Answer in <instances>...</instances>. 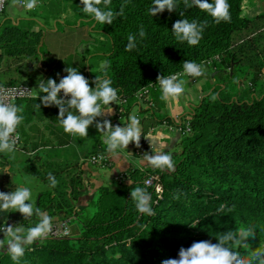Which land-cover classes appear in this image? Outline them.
I'll use <instances>...</instances> for the list:
<instances>
[{"label":"trees","instance_id":"obj_1","mask_svg":"<svg viewBox=\"0 0 264 264\" xmlns=\"http://www.w3.org/2000/svg\"><path fill=\"white\" fill-rule=\"evenodd\" d=\"M41 1L42 11L51 16L59 13L56 9H69L91 27V35L96 36L93 47L104 61L95 75L111 79L119 90V100H123L117 102L122 108L117 117L138 106L143 113L138 151L145 148L143 137L150 129L162 120L170 121L156 111L164 105L157 75L182 71L185 60L204 65L218 56V62L225 65L240 61V73L247 74L253 89L264 68V12L246 17V0H228L231 22L219 24L197 7L185 9L182 0L177 11L165 10L153 17L149 13L153 0H112L113 10L126 6L124 15L111 25L100 24L84 13L80 0ZM185 18L207 22L196 46L178 42L171 31L175 21ZM141 25L146 32L143 39L138 36ZM129 34L137 35V46L130 51L126 50ZM40 39V30H26L6 20L0 26V58L19 61L32 56ZM13 83L20 82L3 84ZM144 90L141 97L146 96L144 101L151 103L147 107L140 106L137 96ZM187 119L189 130L182 133L180 149L172 154L175 171L162 172L151 165L130 169L117 176L115 187L99 186L96 197L88 198L86 204L79 194L83 181L77 173L66 178L61 169L43 171L25 164L26 172L48 186V173L58 181L55 188L49 186L39 193L36 206L51 217L69 214L80 227L75 237H47L31 245L20 264H162L165 259L178 258L181 247L201 240L216 243V235L242 225L255 226L256 237L249 238L253 248L264 246V90L247 101L205 95ZM98 154L102 153L95 150L88 159ZM8 166L6 156L0 153V191L6 193L14 191ZM151 175L158 176L159 193L144 182ZM137 186L146 187L151 194L155 217L137 212L130 199V191ZM174 195L179 198L174 199ZM67 198L80 203L78 210ZM220 205L234 206L235 210L218 213ZM17 214L0 211V226L9 224ZM20 220L25 227L34 224L30 219ZM241 252L247 254L244 249ZM0 264H14L6 249H0Z\"/></svg>","mask_w":264,"mask_h":264},{"label":"clouds","instance_id":"obj_2","mask_svg":"<svg viewBox=\"0 0 264 264\" xmlns=\"http://www.w3.org/2000/svg\"><path fill=\"white\" fill-rule=\"evenodd\" d=\"M22 6L32 11L38 6V0H19ZM180 0H153L149 13L156 16L167 10L169 13L177 11ZM185 9L197 7L209 15L217 24L231 22L230 4L228 0H182ZM4 0H0V5ZM83 12L90 15L100 24L111 25L117 17L124 15L126 4H121L119 10H113L112 0H80ZM180 16L184 12L179 13ZM206 21L179 19L172 25V33L178 42H186L189 46H196L202 39ZM138 36L143 39L146 32L143 25L140 26ZM126 50H132L137 46V35L129 34ZM107 63H105V68ZM65 76L59 79H41L37 87L40 96V104L35 107L55 106L58 108L57 119L65 133L74 137L85 138L88 129L95 124L98 132L104 134L106 151L112 156L119 155L121 150H126L131 143L140 147L142 130L139 118L133 114L124 126L112 125L111 120L98 117H108L113 114L112 104H117L119 90L112 86L111 79L101 76L95 77L94 87L90 86L89 80L81 74L77 68L66 67L63 69ZM183 74L197 78L206 75L202 64L195 61L185 60ZM59 75V74H57ZM157 83L161 91L162 101H177L185 94V81L181 74L168 76L157 75ZM27 92L28 89H25ZM62 93V95H61ZM5 90L0 86V153L13 154L19 140L18 128L24 122V107L10 101V97L18 95ZM215 99V97H213ZM158 142L164 137L160 134L155 138ZM158 147L156 151L147 153L145 160L160 171H175V162L172 154ZM130 155V154H129ZM103 158V157H102ZM49 186L55 188L58 184L56 177L48 173ZM30 183V182H29ZM178 199L179 195H174ZM130 199L134 202L137 212L141 216L155 217L156 212L152 207V196L146 187L137 186L130 191ZM19 212L24 219L37 217L32 226L25 227L22 224H5L0 226V249H6L14 264H20L26 250L37 242L45 240L52 232L53 217L42 212L33 200L32 190L23 184L18 185L14 191H0V211ZM234 206L220 205L218 213H231ZM255 226H239L234 230H228L215 236L216 243L211 240L196 241L188 248L181 247L178 258H168L162 264H264V246L253 248L249 238L255 239ZM241 249L246 250V255Z\"/></svg>","mask_w":264,"mask_h":264},{"label":"crops","instance_id":"obj_3","mask_svg":"<svg viewBox=\"0 0 264 264\" xmlns=\"http://www.w3.org/2000/svg\"><path fill=\"white\" fill-rule=\"evenodd\" d=\"M246 2L247 7L243 12L246 17H254L264 12V0H246ZM6 20L19 24L26 30L41 31L38 51L34 55L22 57L19 61H12V58L7 56L0 58V84L20 82L28 83L32 87V97L17 104L24 107L23 115L25 119L18 128L21 143L16 147L15 153L3 154L9 162L8 168L14 190L21 184L28 187L35 185L39 190L36 198L41 191L50 187L38 176L26 172L23 168L25 164L38 166L43 171H51L52 169L59 171L61 169L62 175L66 178L77 173L83 181V188L79 194L83 203H85L88 198L95 194L99 186L108 185L105 183L106 180L110 179L115 183L118 175L128 173L130 169L150 166L145 160L147 153H154L158 147L165 146V150L170 154L176 153L177 151H172L175 148L180 149L182 133L178 125L179 121L183 120L182 116L184 114L182 113H187L189 116L193 108L199 105L205 95L214 92L217 97H221L223 93L231 92L229 94H236L233 95L236 100L247 101L258 95L260 90H264V68L259 75L257 84H253L252 89L250 82H246L247 85H244L248 76L247 74L241 75L240 61L231 62L230 65L219 63L217 60L206 62L203 65L206 70L205 76L197 78L181 76L185 81V94L183 96L189 97L188 99L192 101V104L187 99L185 101L188 106H191L189 111L184 112L183 110L180 113L182 108L176 105L178 110L174 112L175 115L172 117L169 115L171 100L164 101L163 108H157L156 111L164 110V116L168 117L170 121L165 122L162 120L158 122L145 134L143 137L145 148L138 151L136 146L130 143L126 150H121L119 155L112 156L106 151L104 134L97 131L95 124L89 127L87 137H74L65 133L60 125L57 119L58 108L54 106L44 107L42 104L40 109L35 107L36 104H40V96L44 95V93H39L37 87L41 79L52 78L58 83L59 79L66 75L63 71L66 67L77 68L89 80L90 86L94 87L92 82L96 77L95 74L104 66V61L102 60L100 64L94 62L91 66L88 63L85 64L86 57L83 56L85 52L88 53L87 59H92L94 56L101 59L99 58L100 52L89 53L88 45L91 44V34H88L85 42L80 40V37L78 38V26H81V22L86 20H78L71 10L58 13L55 17L45 11H28L21 6L18 0H9L5 10L0 14V26ZM89 28L91 32V27L89 26ZM48 35L51 36L52 40L50 44H46ZM86 71L87 75L85 74ZM222 74L230 78L231 84L227 80H219ZM188 80L197 84L195 89L198 103L191 98L193 92L189 89ZM238 89H240L239 94L241 97L237 96ZM116 106L117 104L111 105L113 109L111 116L98 117L97 119L107 118L111 120L114 126H124L129 120V113L132 110L139 111V106L133 107L128 114L117 117ZM158 134L164 137L162 141L158 142L155 139ZM95 150H99L106 156V166L100 167L88 161L89 155Z\"/></svg>","mask_w":264,"mask_h":264},{"label":"rangeland","instance_id":"obj_4","mask_svg":"<svg viewBox=\"0 0 264 264\" xmlns=\"http://www.w3.org/2000/svg\"><path fill=\"white\" fill-rule=\"evenodd\" d=\"M19 1V0H18ZM9 3V2H8ZM19 4V3H18ZM8 5V4H7ZM43 4H42V1L41 0H38V6L34 9V10H32L33 12H37V11H42L43 10V6H42ZM65 5V4H64ZM21 6H22V4H21ZM23 7V6H22ZM60 9H61V7H60ZM64 11H66V12H68L69 11V9H65V8H63L62 9V11L60 10V11H58V9H56V12L58 13H61V12H64ZM25 13V12H24ZM79 20V19H78ZM89 26H87V24L83 21V22H81V26H78V38L80 37V40H84L83 42H85V40L87 39V36H88V34H92L90 31H89ZM95 38H94V37ZM91 38V44L90 45H88V47H89V49H91V51L89 52V53H94L97 49H96V47L94 46L93 47V41H95V39H96V36L95 35H93ZM50 41H52L51 40V36H49L48 35V37L46 38V44H50ZM53 44V43H52ZM81 55V54H80ZM88 55V53L87 52H85V54H83V56L84 57H86V61H85V64H87L88 63V65H92L94 62H96V63H101L102 62V59H97L98 57H96V56H94V57H92V59H87V56ZM90 55V54H89ZM237 73V72H236ZM85 74L87 75L88 73H87V71L85 72ZM183 76H185V75H183ZM241 78V77H240ZM184 79H186V78H184ZM219 80H227V82L229 83V84H231V80H230V78H228V76H225V75H221V77L219 78ZM248 80V77H247V79H246V81H245V86L247 85V83L246 82H249V81H247ZM189 81V84H190V90H192V95H191V98L193 99V100H196L195 102H199V101H197V99H196V96H197V92H196V83H193V82H191V80H188ZM232 83H233V81H232ZM187 87V86H186ZM229 93H231V92H227V93H223L222 95H221V98H223L224 100H236V98L234 97L233 98V95H234V93H232V94H229ZM240 93V89H238L237 90V96L238 97H241V95L239 94ZM236 95V94H235ZM234 95V96H235ZM210 96H216L215 94H214V92H212L211 94H210ZM189 97H185V96H181L179 99H178V102H176V101H171V109H170V113H169V115L170 116H172V117H174V115H175V113L174 112H176L177 110H178V107L176 106V105H178L179 107H181L182 108V110L180 111V113L184 110V112H188L189 111V109L191 108V106H188L186 103H185V101H186V99L189 101V102H191V104H192V101H191V99L189 100L188 99ZM237 100H240V99H237ZM196 103V104H197ZM193 104H195V103H193ZM140 106L141 107H145V105H144V102L142 101L141 103H140ZM164 106V105H163ZM163 108V107H162ZM133 114H137V116L140 118V117H142V115H143V113H141V112H139V111H137L136 112V110H132L130 113H129V115H128V118L131 116V115H133ZM182 114H184L183 116H182V119L183 120H185L187 117H188V114L187 113H182ZM158 116H164V110H161L159 113H158ZM163 121H165V120H163ZM174 151H178V148H175L172 152H174ZM106 156L104 155V159L103 160H101L100 162L98 161V162H94L93 164H95V165H97V166H100V167H104V166H106L105 164H106ZM90 162V161H89ZM91 163V162H90ZM92 164V163H91ZM105 183L106 184H108L110 187H115L116 186V183H113L110 179L109 180H106L105 181ZM30 188H31V190H32V194H33V200L36 202V195H37V193L39 192V190L37 189V187L34 185V186H29ZM84 193H87V192H85V191H83ZM80 193V192H79ZM95 197H96V192H95V195H94ZM68 199V201L70 202V204L71 205H74L75 204V206H76V208L74 207V209H77L78 210V204H80L78 201H73V200H71V199H69V198H67ZM78 203V204H77ZM83 204H86V202L85 203H83ZM16 213H18L17 215H16V219H12V220H10L8 223L9 224H20V222H21V218H22V215L19 213V212H16ZM64 213H60L58 216H55V217H53V219H58V218H62V217H66V218H69L70 219V233H69V235H71V237H75V236H77V234L79 233V225H80V223L78 222V221H73L72 219V216H70L69 214H64ZM38 218L37 217H32V218H30V223H33V222H35L36 220H37Z\"/></svg>","mask_w":264,"mask_h":264},{"label":"built area","instance_id":"obj_5","mask_svg":"<svg viewBox=\"0 0 264 264\" xmlns=\"http://www.w3.org/2000/svg\"><path fill=\"white\" fill-rule=\"evenodd\" d=\"M8 2H9V0H4V4L0 5V14L5 10ZM213 60L219 61V57L215 56L213 59H210L207 62L209 63L210 61H213ZM177 73H180L181 76H183V75L187 76L186 74H183V70L180 72L172 73V74H177ZM172 74H170V75H172ZM0 86H2L5 90H8L10 92L19 93L18 95H13L9 98L10 101L13 103H15L19 99L30 98L33 95L32 87L27 83L0 84ZM25 89H28V91L26 92ZM145 92H146V90L140 91L137 93V96L139 97V103H141L143 101L145 107H147V106H150L151 103L147 100L144 101V99H147V98H145L146 96L141 97V96H143V94ZM61 95H62V93H61ZM122 101L123 100H119L118 103L119 102L121 103ZM116 110H117V115H119V112L122 111V108L121 107L118 108V105H117ZM178 128H179L181 133L185 132L186 130H189L188 119L186 118L185 120H180ZM17 131H18V135H19V140L16 144V147H18L21 143V137H20L19 129ZM103 159H104V155L98 154V155H92L88 159V161H90L91 163H94V162H98V161L100 162ZM144 182L146 185H153L156 193H159L161 191V185L159 183L157 175H151V176L147 177ZM69 233H70V219L66 218V217L65 218L62 217V218H58V219H53V229H52L51 234L48 237L68 236Z\"/></svg>","mask_w":264,"mask_h":264}]
</instances>
